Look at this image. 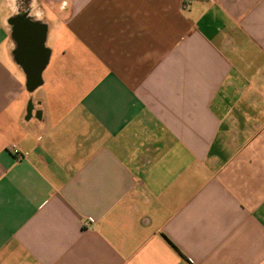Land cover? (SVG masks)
<instances>
[{
	"label": "crops",
	"instance_id": "crops-1",
	"mask_svg": "<svg viewBox=\"0 0 264 264\" xmlns=\"http://www.w3.org/2000/svg\"><path fill=\"white\" fill-rule=\"evenodd\" d=\"M0 264H264V0H0Z\"/></svg>",
	"mask_w": 264,
	"mask_h": 264
},
{
	"label": "water",
	"instance_id": "water-1",
	"mask_svg": "<svg viewBox=\"0 0 264 264\" xmlns=\"http://www.w3.org/2000/svg\"><path fill=\"white\" fill-rule=\"evenodd\" d=\"M15 37L20 45L17 52L18 61L24 65L31 84L35 85L45 61L43 53H40L37 45L39 32H35L29 25L18 24L15 27Z\"/></svg>",
	"mask_w": 264,
	"mask_h": 264
},
{
	"label": "built area",
	"instance_id": "built-area-1",
	"mask_svg": "<svg viewBox=\"0 0 264 264\" xmlns=\"http://www.w3.org/2000/svg\"><path fill=\"white\" fill-rule=\"evenodd\" d=\"M13 151L16 152V150H14V147H12Z\"/></svg>",
	"mask_w": 264,
	"mask_h": 264
},
{
	"label": "rangeland",
	"instance_id": "rangeland-1",
	"mask_svg": "<svg viewBox=\"0 0 264 264\" xmlns=\"http://www.w3.org/2000/svg\"><path fill=\"white\" fill-rule=\"evenodd\" d=\"M25 5V3H23V6Z\"/></svg>",
	"mask_w": 264,
	"mask_h": 264
}]
</instances>
